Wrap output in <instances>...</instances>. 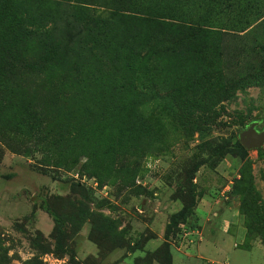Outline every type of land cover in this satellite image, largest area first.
<instances>
[{
  "label": "rangeland",
  "instance_id": "374dc122",
  "mask_svg": "<svg viewBox=\"0 0 264 264\" xmlns=\"http://www.w3.org/2000/svg\"><path fill=\"white\" fill-rule=\"evenodd\" d=\"M264 0H0V264H264Z\"/></svg>",
  "mask_w": 264,
  "mask_h": 264
},
{
  "label": "water",
  "instance_id": "95a60500",
  "mask_svg": "<svg viewBox=\"0 0 264 264\" xmlns=\"http://www.w3.org/2000/svg\"><path fill=\"white\" fill-rule=\"evenodd\" d=\"M255 125V122H250L236 134L238 143L245 150L258 149L264 145V129L256 131Z\"/></svg>",
  "mask_w": 264,
  "mask_h": 264
}]
</instances>
